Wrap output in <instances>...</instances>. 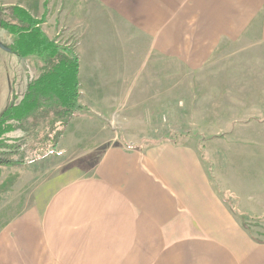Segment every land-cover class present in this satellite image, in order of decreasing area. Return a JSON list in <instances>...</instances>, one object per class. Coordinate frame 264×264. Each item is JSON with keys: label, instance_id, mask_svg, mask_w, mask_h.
<instances>
[{"label": "crops", "instance_id": "obj_1", "mask_svg": "<svg viewBox=\"0 0 264 264\" xmlns=\"http://www.w3.org/2000/svg\"><path fill=\"white\" fill-rule=\"evenodd\" d=\"M66 1L65 5H72L77 0ZM78 1L92 6L94 23L96 17L101 22L106 18L111 27L123 23L126 35L131 30L130 35L134 32L138 39H147V48L153 41L152 50L155 46L162 56L166 52L179 56L176 50L180 54L179 49H184L191 56L207 59L223 44L240 45L249 28L257 43L264 42V0ZM102 7L112 19L100 14ZM46 39L53 40L50 36ZM184 41L187 46H182ZM95 42L94 36L91 43ZM101 45L107 46L102 38ZM61 53L52 62L33 54L40 67L37 75L29 78L27 91L36 92L46 78L51 79V67L58 62L61 66L55 68V76L60 73L64 66V51ZM99 55L100 59L108 57L109 52ZM79 64L81 94V88L87 89V77L81 59ZM126 83H93L91 90L140 88L137 82ZM25 95L15 104H21ZM41 103L52 104L46 97ZM56 116L59 135L52 124L45 127L54 117L35 115V133L46 137L47 149L41 151L46 155L23 167L27 171L17 184L30 187V200L0 228V264H264V241L246 228L244 219L251 214L245 210L242 197L237 192H229L230 196L220 193L212 185L196 146L176 141L117 142L115 128L99 123L93 125V139L82 142L89 146L81 151L84 154L101 148L96 162L91 166L79 161L61 168L53 166L52 158L58 153L64 155V141L71 142V150L72 143L80 145L73 138L88 135L83 129L68 133L75 114L60 133L64 118ZM33 166L36 172L30 173Z\"/></svg>", "mask_w": 264, "mask_h": 264}, {"label": "rangeland", "instance_id": "obj_2", "mask_svg": "<svg viewBox=\"0 0 264 264\" xmlns=\"http://www.w3.org/2000/svg\"><path fill=\"white\" fill-rule=\"evenodd\" d=\"M66 2L0 0L3 5H21L31 17L41 21L37 25L41 35L50 36L64 48L66 59L77 57L84 66L87 89L81 88L77 104L82 109L74 113L77 117L68 124V133L83 129L88 138H73L80 145L72 143L74 149L71 150L68 147L71 142L65 140L64 155L58 153L52 158L56 164L53 166L70 167L79 161L92 166L101 148L82 154L85 145L89 146L82 142L89 143L93 139V125L99 123L105 126L109 123L115 128L117 142L160 144L176 141L196 146L212 185L220 193L230 196L237 192L242 197L245 210L251 214L244 219L246 228L255 238L264 241V207H260L264 204V42L257 43L249 28L240 45L223 44L207 59L196 58L179 48L180 54L176 50L179 56L172 57L168 52L162 56L164 54L156 51L155 46V51L152 50L153 41L150 40L147 48V39H138L134 32L130 35L131 30L126 35L122 31L126 29L123 23H113L111 27L106 18L101 22L100 17H96L94 23L92 6L79 4L78 0L72 5H65ZM100 14L109 15L103 7ZM109 16L112 19V14ZM94 36L95 45L91 43ZM14 38V30L0 25V114L26 94L29 78L36 76L40 67L33 54L21 56L11 50ZM101 38L107 43L106 48L100 46ZM181 44L184 46L188 42ZM140 45L143 48L138 49ZM101 51L109 52L108 57L100 59ZM105 81H125L127 86L137 82L139 84L135 85L140 88L91 90L93 83L98 85ZM42 99H37V110L27 106L32 114L53 118L63 111L58 98H49L52 104L47 105L41 103ZM66 119L64 109V122ZM49 124L59 135L56 122ZM30 128L21 129L24 137L20 149L31 147V151L15 155L17 158L26 156L24 159L30 160L34 155L43 156L41 151L46 148V141L36 136V122L35 127ZM29 164L0 165V228L29 203L30 187L17 184L27 171L23 167ZM34 169L35 166L30 173H35ZM241 172L244 174L240 175Z\"/></svg>", "mask_w": 264, "mask_h": 264}, {"label": "trees", "instance_id": "obj_3", "mask_svg": "<svg viewBox=\"0 0 264 264\" xmlns=\"http://www.w3.org/2000/svg\"><path fill=\"white\" fill-rule=\"evenodd\" d=\"M0 14L3 15L0 18V25L9 30H14L15 38L10 44V48L15 54L25 56L29 54H35L41 57H47L50 59V62L59 59L61 52L64 51V48H61L53 40L49 41L39 31L37 25L38 19H34L30 14L23 8L19 6H0ZM63 59V58H62ZM64 66L60 69V73L55 76V68L61 66V63L52 68V78L47 79L36 92L34 89L28 90L26 96L24 97L21 104L9 106L5 113L0 117V165H9V166H23L27 163H31L40 155L32 159L17 158L15 155L21 154L23 152L31 151V147L28 149H20L22 139L24 136L20 133V129H29L35 127V114H32L31 109L35 107L38 108L37 99L41 97H46L47 99L52 98L53 96L58 98L63 105V108L66 109L67 119L62 121L63 128L60 130V133L63 131L64 127L68 124L70 118L74 113L81 110V106L77 104L79 99V70L80 64L77 57H72L71 59H66L64 56ZM61 60V61H63ZM56 64V63H55ZM54 68V69H53ZM50 74V73H48ZM60 74V75H59ZM48 77V76H47ZM59 82H57V80ZM38 97V98H37ZM29 105V107H27ZM64 109L60 111V115L64 118ZM69 116V117H68ZM32 118V121L29 120ZM57 116L53 118V121ZM56 124H60L59 122ZM30 128V129H31ZM57 146V142L53 145V150ZM46 153H43L45 156ZM24 159V160H23ZM237 209V208H236ZM238 211V209L236 210Z\"/></svg>", "mask_w": 264, "mask_h": 264}, {"label": "flooded vegetation", "instance_id": "obj_4", "mask_svg": "<svg viewBox=\"0 0 264 264\" xmlns=\"http://www.w3.org/2000/svg\"><path fill=\"white\" fill-rule=\"evenodd\" d=\"M29 90V89H28ZM28 92V91H27ZM27 94V93H26ZM26 96V95H25ZM15 105V104H14ZM5 113V111L3 112V113H1L0 114V117L3 115ZM34 118H35V116H33ZM30 119H32V118H30ZM29 119V120H30ZM32 121V120H31ZM51 124H46V126L45 127H48V126H50ZM45 127H44V129L42 130L43 131V133L45 134V132H44V130H45ZM22 129V128H21ZM21 129L19 130L20 131V133H21ZM26 130V129H25ZM42 138H44V137H42ZM45 139V141H46V137L44 138ZM29 143H31V142H29ZM44 145H46V143L44 144ZM31 146H34V145H31Z\"/></svg>", "mask_w": 264, "mask_h": 264}]
</instances>
